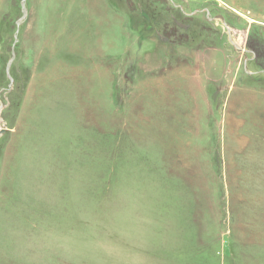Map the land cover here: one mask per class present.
Listing matches in <instances>:
<instances>
[{"label":"rangeland","instance_id":"374dc122","mask_svg":"<svg viewBox=\"0 0 264 264\" xmlns=\"http://www.w3.org/2000/svg\"><path fill=\"white\" fill-rule=\"evenodd\" d=\"M0 264H264V0H0Z\"/></svg>","mask_w":264,"mask_h":264},{"label":"water","instance_id":"95a60500","mask_svg":"<svg viewBox=\"0 0 264 264\" xmlns=\"http://www.w3.org/2000/svg\"><path fill=\"white\" fill-rule=\"evenodd\" d=\"M25 1V0H24ZM22 10H23V17L22 19L26 16L27 10L25 8V2H22ZM20 25V23H18V26Z\"/></svg>","mask_w":264,"mask_h":264}]
</instances>
